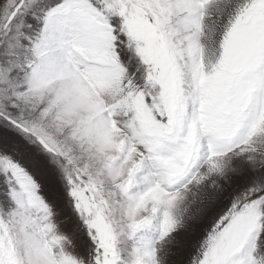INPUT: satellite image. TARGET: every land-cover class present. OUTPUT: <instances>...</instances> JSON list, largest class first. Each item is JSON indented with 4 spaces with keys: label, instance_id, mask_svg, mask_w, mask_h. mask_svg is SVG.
<instances>
[{
    "label": "snow or ice",
    "instance_id": "obj_1",
    "mask_svg": "<svg viewBox=\"0 0 264 264\" xmlns=\"http://www.w3.org/2000/svg\"><path fill=\"white\" fill-rule=\"evenodd\" d=\"M0 264H264V0H0Z\"/></svg>",
    "mask_w": 264,
    "mask_h": 264
}]
</instances>
